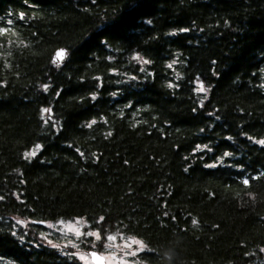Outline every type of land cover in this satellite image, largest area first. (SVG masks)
Segmentation results:
<instances>
[{"label": "trees", "instance_id": "obj_1", "mask_svg": "<svg viewBox=\"0 0 264 264\" xmlns=\"http://www.w3.org/2000/svg\"><path fill=\"white\" fill-rule=\"evenodd\" d=\"M6 20L0 259L84 264L39 235L83 218L142 264H263L264 0H0Z\"/></svg>", "mask_w": 264, "mask_h": 264}, {"label": "rangeland", "instance_id": "obj_2", "mask_svg": "<svg viewBox=\"0 0 264 264\" xmlns=\"http://www.w3.org/2000/svg\"><path fill=\"white\" fill-rule=\"evenodd\" d=\"M9 20L0 22V30L4 31L8 27ZM37 148H32L29 153L35 152ZM26 225V222H22ZM98 234L99 239H97ZM39 235L44 242L56 247L64 254L75 255L84 264H93L88 254L89 250H95L104 256L107 264H142L138 259V254L147 250L140 240L119 233H111L101 241L99 233L92 229L83 218L74 220H59L47 222L42 225ZM114 237V239H109ZM100 243V244H99ZM99 244L100 250H96ZM264 264V248L261 249ZM0 264H13L8 259H0Z\"/></svg>", "mask_w": 264, "mask_h": 264}, {"label": "water", "instance_id": "obj_3", "mask_svg": "<svg viewBox=\"0 0 264 264\" xmlns=\"http://www.w3.org/2000/svg\"><path fill=\"white\" fill-rule=\"evenodd\" d=\"M57 52H63V58L58 59L57 58V55H56ZM67 55H68L67 49H65L64 47L57 48L54 51L53 56H52V61H53L54 65L58 66V65L63 64L66 61ZM88 254L90 255V258H91V261H92L93 264H107L105 262V260H104V256H102L97 251H95V250H89L88 251ZM97 257H99L100 259L97 260L96 259Z\"/></svg>", "mask_w": 264, "mask_h": 264}, {"label": "snow or ice", "instance_id": "obj_4", "mask_svg": "<svg viewBox=\"0 0 264 264\" xmlns=\"http://www.w3.org/2000/svg\"><path fill=\"white\" fill-rule=\"evenodd\" d=\"M56 55H57V58H58V59L63 58V52H57ZM201 91H203V88H201ZM45 111H47V110H45ZM260 143H264V141H260ZM38 147H39V146H38ZM26 155H35V152H31V153H28V154H26ZM245 183H247V181H245ZM193 223H195V221H193ZM90 235H97V239H99L98 234H92V233H90ZM109 239H114V237H109ZM96 259L99 260L100 258L97 257Z\"/></svg>", "mask_w": 264, "mask_h": 264}]
</instances>
